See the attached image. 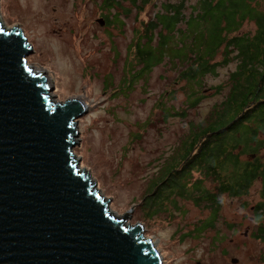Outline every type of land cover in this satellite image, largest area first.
<instances>
[{
  "label": "rangeland",
  "instance_id": "rangeland-1",
  "mask_svg": "<svg viewBox=\"0 0 264 264\" xmlns=\"http://www.w3.org/2000/svg\"><path fill=\"white\" fill-rule=\"evenodd\" d=\"M196 1L186 0L189 6ZM154 4L138 12L126 1L124 5L132 9L121 13L116 23L113 14L118 9L108 10L104 0H0V18L9 29L22 28L33 45L28 63L34 72L44 70L52 77L53 102L79 96L88 104L75 136L78 167L109 201L115 217L131 210L127 225L143 224V235L156 242L164 264H264V240L255 236L259 224L252 217L253 205L263 200L261 182L254 183L247 195H225L215 226L199 232L211 212L190 199L178 197L177 209L169 206L155 214L143 207L185 139L225 99L229 73L238 64L234 60L220 67L217 75L205 76L203 86H195L194 96L200 100L192 106L187 83L177 76L180 63L172 67L163 61L138 75L142 64L134 40L153 15ZM110 17L112 22L102 27L97 22ZM255 30L250 21L241 29ZM131 72H136L133 81ZM220 84L226 86L218 93L212 87ZM165 109L171 114L164 116ZM194 174L199 178L200 173ZM204 185L216 187L209 180ZM232 257L239 262L233 263Z\"/></svg>",
  "mask_w": 264,
  "mask_h": 264
},
{
  "label": "water",
  "instance_id": "water-1",
  "mask_svg": "<svg viewBox=\"0 0 264 264\" xmlns=\"http://www.w3.org/2000/svg\"><path fill=\"white\" fill-rule=\"evenodd\" d=\"M33 52L22 28L0 18V264H164L143 224L127 225L131 210L115 217L79 169L88 104L53 102L54 87L28 63Z\"/></svg>",
  "mask_w": 264,
  "mask_h": 264
},
{
  "label": "trees",
  "instance_id": "trees-1",
  "mask_svg": "<svg viewBox=\"0 0 264 264\" xmlns=\"http://www.w3.org/2000/svg\"><path fill=\"white\" fill-rule=\"evenodd\" d=\"M126 1L138 12L155 3L153 15L134 40L142 64L138 75L163 61L172 67L180 63L177 76L187 83L190 106L200 100L194 89L203 86L205 76L217 75L220 67L238 61L229 73L225 99L183 141L182 151L170 160L168 172L143 207L155 214L177 209L178 197L190 199L211 212L199 232L215 226L225 195H247L254 183L261 182L263 200L253 205L252 217L259 224L255 236L264 240V0H198L190 6L186 0H104L108 10L118 9L113 14L116 23L121 13L132 9L124 5ZM113 17L106 18L107 24ZM246 21L255 23V32L241 31ZM131 73L133 81L136 72ZM224 86L212 88L219 93ZM170 111L165 109L164 116ZM206 180L216 184L214 190L204 185Z\"/></svg>",
  "mask_w": 264,
  "mask_h": 264
},
{
  "label": "bare ground",
  "instance_id": "bare-ground-1",
  "mask_svg": "<svg viewBox=\"0 0 264 264\" xmlns=\"http://www.w3.org/2000/svg\"><path fill=\"white\" fill-rule=\"evenodd\" d=\"M35 71L37 72V73H39L40 75H43L45 78H46V80H47V84L49 85V86H51V84H52V77L48 74V72L47 71H44V70H39V69H35ZM35 72V73H36ZM82 100H83V98H81ZM85 101V100H84ZM89 107V106H88ZM79 169H81L80 167H79ZM92 180V179H91Z\"/></svg>",
  "mask_w": 264,
  "mask_h": 264
},
{
  "label": "flooded vegetation",
  "instance_id": "flooded-vegetation-1",
  "mask_svg": "<svg viewBox=\"0 0 264 264\" xmlns=\"http://www.w3.org/2000/svg\"><path fill=\"white\" fill-rule=\"evenodd\" d=\"M106 24H107V21H106ZM106 24H105V25H106ZM103 26H104V25H103Z\"/></svg>",
  "mask_w": 264,
  "mask_h": 264
}]
</instances>
